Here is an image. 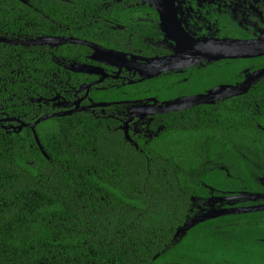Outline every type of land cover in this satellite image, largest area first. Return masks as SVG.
I'll use <instances>...</instances> for the list:
<instances>
[{"label": "trees", "instance_id": "trees-1", "mask_svg": "<svg viewBox=\"0 0 264 264\" xmlns=\"http://www.w3.org/2000/svg\"><path fill=\"white\" fill-rule=\"evenodd\" d=\"M18 3L0 0V36L27 17ZM41 8L45 16L64 23L81 17L52 0H43ZM78 23L85 25H75L81 36L89 28L87 34L96 36V23ZM108 42L115 47L114 40ZM40 48L0 44V112L9 117L31 113L33 104L21 101L34 92L46 95L45 84L57 72L50 70L58 64L49 50ZM75 48L67 44L57 54L73 55ZM215 72L217 78L223 74L220 67ZM162 81L148 83L160 86ZM260 86L228 101L229 132L220 122L213 133L206 112L191 109L182 119L175 112L142 152L87 113L39 123L36 131L49 157L31 128L0 131V264H231L224 260L241 258L248 248L246 233H240L242 242L232 243L238 230H225L223 221L208 219L183 238L174 237L192 198L207 194L203 183L219 185L226 177L207 161L218 160L236 142L264 146V134L250 126V104L247 132L239 133L240 100L264 99V82ZM144 87L135 84L134 95L143 97ZM159 94L164 96L162 90Z\"/></svg>", "mask_w": 264, "mask_h": 264}, {"label": "flooded vegetation", "instance_id": "flooded-vegetation-1", "mask_svg": "<svg viewBox=\"0 0 264 264\" xmlns=\"http://www.w3.org/2000/svg\"><path fill=\"white\" fill-rule=\"evenodd\" d=\"M52 1L67 10L77 12L81 17L74 22L64 23L60 18L42 14L43 0H19L18 6L25 11L27 17L18 19L20 23L16 30L0 36V44L3 45L22 47L25 50L47 48L52 60L58 64L57 69H50L57 72H53L49 83L45 84V88H48L46 95L32 91L35 96L28 95L21 101L22 104H33L31 113L23 112L21 116H13L15 120H4L12 117L0 112V131L11 133L15 131L14 127L33 123L44 114L64 113L53 116L62 118L87 113L100 121L104 120L108 129L122 134L126 142L142 152V146L159 137L168 126L169 114L180 112L182 119L183 113L188 114L191 109H196L198 114L201 111L208 114V126L213 133L217 125H221L220 122L226 132H229L231 109L228 101L239 96L221 98L213 103H203L184 110L148 114L142 118L134 117L131 107L134 101L143 100L149 104L156 102L153 110L161 103L180 96L205 93L219 85H239L248 75L264 69V54H261L264 52V0H92L80 4L76 0ZM76 9H81L82 12ZM78 22L96 23V36L87 34L91 31L90 28L81 31L86 37L81 36L74 30L75 25H85ZM56 37H74L93 42L107 49L121 51L126 58L133 59L128 61L120 58L109 63L103 57L92 58L94 51L88 45L33 42L41 38ZM203 38L248 42L250 45L245 51L247 57L203 61L144 80L136 72L150 58L173 55L180 40ZM9 40L15 42H8ZM110 40L116 42L115 47L108 42ZM67 44L76 46L74 54H57L60 47ZM75 64L87 65L92 72L74 71L72 67ZM216 67L223 71L218 78ZM159 77L163 80L160 86H155L156 82L148 83ZM262 82L264 77L240 96L261 87ZM137 83L145 84L143 97L134 95V85ZM160 90L164 92L163 97L159 94ZM29 93L31 91L28 90L27 94ZM240 103L243 118L241 129L239 128L240 135L247 132L249 123L252 128L256 127V132L264 134V99L244 98ZM248 104L252 106V112L247 124ZM141 113L139 111L138 114ZM198 114L195 116L196 120L200 118ZM28 127L31 128L24 126L23 129ZM232 146L225 147L218 160L210 158L207 161L210 168H216L226 177L219 185L203 183L207 194L192 198L184 224L195 216L204 214L209 208L224 210L226 214L212 220L223 221L225 230H238L232 243L239 240L242 242L240 233L243 231L248 240L247 251L240 254L241 258L235 259L237 257L233 258L231 255L224 262L264 264V209H259L264 207V146H249L244 141ZM214 226L221 227L222 224Z\"/></svg>", "mask_w": 264, "mask_h": 264}, {"label": "water", "instance_id": "water-1", "mask_svg": "<svg viewBox=\"0 0 264 264\" xmlns=\"http://www.w3.org/2000/svg\"><path fill=\"white\" fill-rule=\"evenodd\" d=\"M8 42H15L9 40ZM35 44H51L61 45L65 43L84 44L91 47L94 51L92 58L97 59L103 57L105 62L116 61L118 59H126L131 61L133 58H126L125 53L117 50L107 49L99 44L81 40L74 37H56V38H41L33 41ZM255 44V43H254ZM250 43L239 40H219V39H189L180 40L175 47V53L166 57H153L148 59L147 64H143L141 69H136L141 75V80L154 78L159 76L165 71H172L178 68H186L194 66L199 62L209 61L215 62L224 58H237L247 57L246 50ZM261 54H264L261 53ZM114 61V62H115ZM74 71L92 72L89 66L83 64H75L72 67ZM264 77V69L254 72L247 76V79L239 85H219L210 89L208 92L180 96L172 100L161 103L156 109L152 110V107L156 106V102L149 104L143 100H136L131 107V113L134 117L140 118L147 116L148 114H155L157 112H171L184 110L203 103H213L221 98H231L234 96H240L248 92V90ZM142 112L141 114H138ZM64 113L57 114H45L33 123H23L15 128L16 132H20L24 126H30L33 129L36 141L46 157H49L47 152L41 143L40 137L36 131V126L46 119H49L56 115H63ZM66 114V113H65ZM16 118H5L4 120H15ZM129 137V136H128ZM259 209H264L261 207ZM226 214L224 210H217L215 208H209L207 212L201 215H197L191 219V221L180 227L175 233V239L183 238L187 231L198 223L204 222L208 219L216 218L218 216Z\"/></svg>", "mask_w": 264, "mask_h": 264}]
</instances>
